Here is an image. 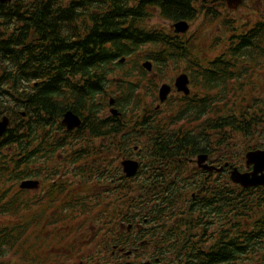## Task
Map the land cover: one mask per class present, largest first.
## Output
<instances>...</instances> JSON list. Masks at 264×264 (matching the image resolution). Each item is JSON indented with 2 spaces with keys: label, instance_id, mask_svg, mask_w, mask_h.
<instances>
[{
  "label": "trees",
  "instance_id": "trees-1",
  "mask_svg": "<svg viewBox=\"0 0 264 264\" xmlns=\"http://www.w3.org/2000/svg\"><path fill=\"white\" fill-rule=\"evenodd\" d=\"M206 2L0 1V119H10L0 137V264H73L90 245L102 251L120 243L119 223L138 200L119 192L125 211L122 203L110 206L107 192L98 188L107 180V160L96 159L97 166L85 163L91 155L110 152L105 137L122 130L110 127L112 121L126 124L128 140L138 138L142 129L151 138L173 140L150 144L164 145L168 154L180 157L203 151L206 139L217 140L209 146L225 142L227 161L232 154L242 158L264 147V16L240 24L222 13L223 2L212 1L209 7ZM155 15L172 23L203 16L204 23L198 36L189 38L151 25ZM252 21L251 28L242 27ZM216 24L224 32L212 36L209 47L205 38L207 48L200 47L199 39L214 33L207 30ZM145 60L152 61L160 78L172 71L192 78L190 95L168 99L166 114L147 104L149 97L158 100V85L143 67ZM112 95L123 109L116 120L102 110ZM69 109L83 120L74 135L61 124ZM89 136L104 139L84 143ZM124 137L116 134L114 140L122 155L133 148ZM61 168L64 185L49 182L53 186L45 195V178L52 175L45 177V170ZM27 178L39 179L40 189H21ZM79 181L83 189L75 188ZM93 181H98L96 190L86 188ZM250 190L227 175L224 224L202 222L203 199L178 222L176 242L168 246L177 251L179 263L264 264V190ZM173 199L168 213L180 212L178 194ZM96 222L100 226L86 238V226ZM208 228L215 235L209 236ZM67 250L72 253H63ZM96 257L82 260L96 264Z\"/></svg>",
  "mask_w": 264,
  "mask_h": 264
},
{
  "label": "flooded vegetation",
  "instance_id": "flooded-vegetation-1",
  "mask_svg": "<svg viewBox=\"0 0 264 264\" xmlns=\"http://www.w3.org/2000/svg\"><path fill=\"white\" fill-rule=\"evenodd\" d=\"M221 1L225 4L222 9V13L225 15H231L230 13H236L237 11L243 12L241 15L247 18L243 23H249L250 20H254L259 16H264V0H242L236 7H229L226 0H216ZM211 1L206 2V7H209L212 3ZM243 7L251 8L250 11L244 9ZM236 19V17H234ZM198 20V19H197ZM197 20L191 22V26ZM242 26L243 28H251V25ZM241 28V25L238 26ZM257 37V34H256ZM240 43L237 39L236 46ZM223 52H225V46H223ZM264 62V59H261ZM157 74L156 77H158ZM264 79V75L261 76ZM190 78V88L192 89V78ZM175 81V79H174ZM173 82H168L174 84ZM162 82L161 84H163ZM160 84V85H161ZM159 85V87H160ZM159 89V88H158ZM190 95V94H189ZM185 94L183 92H177L173 88V92L169 95L168 99L172 97L183 98ZM115 97V96H114ZM113 103L108 102L107 106H104V113H108L105 116L107 118L113 117L115 120L122 116L123 109L116 103L114 98ZM160 102L159 98L155 101V110L166 114L169 109L166 107V102ZM111 101V100H110ZM153 100H148L147 104L152 105ZM117 108V115L111 112V107ZM165 111V112H164ZM81 117V116H80ZM82 119V117H81ZM62 124V123H61ZM63 125V124H62ZM91 125V124H90ZM64 126V125H63ZM110 127H120L121 131L114 134H109L105 137V141L109 144V151L102 155H91L89 159L85 160L86 164L99 165L96 159L102 158L106 159L107 162L104 164L106 166L107 180L102 182L98 188L100 191L107 192V203L110 206L122 203L123 212L125 211L126 202L122 201L117 194L120 192L125 198L138 200V210L137 207L132 208L130 214L125 213L122 221L119 223V230H117V240L120 243L111 244V249L97 250L90 249L91 251H84L89 255L103 253L101 255L102 264H119L122 262H152L154 264H162V257H169L172 259V264H178L177 251L169 243H175L176 237L178 235V222L181 223L183 218H188L187 214L193 212L197 203L203 199L205 208L204 219L202 222L207 225H220L224 224L225 220V191H226V176L229 175L230 180L235 183L231 174L233 168H238L242 172H250L253 169V165L248 167L246 165V155L242 158L245 160L244 166L237 165L233 154L229 156V161L226 159V145L223 140L218 141L217 146H209L207 144L210 142H216V139L204 140L205 150L211 151H198L193 154V156H179L177 153L168 154L164 145H159L158 147H152L150 142L163 143L173 140L168 139H154L147 135L146 130H140L138 132V138L133 140H128L129 128L124 122L112 121L109 123ZM65 127V126H64ZM114 127V128H115ZM66 128V127H65ZM74 130L71 133L74 135ZM83 132V131H80ZM84 132L88 135L90 131L85 129ZM125 135L123 141L125 143L130 142L133 145L132 150L129 153L122 155L121 150L117 152L114 145L115 135ZM104 138H90L85 137L84 143L97 144L99 140ZM198 142L200 140H197ZM144 146L142 147V144ZM175 146V145H174ZM172 145V147H174ZM263 149V148H261ZM204 155L205 159L199 160V156ZM135 159L139 163L138 171L133 176H128L123 167L124 159ZM230 164H227V163ZM49 164V163H48ZM52 165V164H51ZM45 166H48L45 163ZM59 174L57 178H50L52 175ZM45 195L51 188V184H58V186H63L65 183L64 169L61 168L58 171L45 170ZM72 180V176H69ZM51 183L48 185V183ZM98 182V181H97ZM95 181L91 182L86 188L90 190H96ZM238 184V183H235ZM241 186V185H240ZM243 187V186H241ZM75 188L83 189L82 181H79L75 185ZM239 188V187H238ZM245 188V187H244ZM250 192L253 194L255 191L264 190V185H257L250 187ZM53 190L55 188L53 187ZM178 194L180 198L181 209L178 212L177 209L173 213H168L171 209L173 195ZM171 196V198H169ZM61 202H64V196L61 197ZM176 202L177 199H176ZM217 210V214H216ZM183 211H186L184 213ZM122 212V213H123ZM208 228V235L212 236L215 233ZM183 234V232H182ZM115 236V235H112ZM110 236V238H112ZM63 253L71 254L70 250L63 251ZM82 254V255H83ZM107 254V255H106ZM81 255V257H82ZM87 255V256H89ZM133 256V259H131ZM136 256L135 259L134 257ZM97 261V262H96ZM96 264H101L100 256L95 258ZM78 264H86V261L80 260ZM88 264V263H87Z\"/></svg>",
  "mask_w": 264,
  "mask_h": 264
},
{
  "label": "water",
  "instance_id": "water-1",
  "mask_svg": "<svg viewBox=\"0 0 264 264\" xmlns=\"http://www.w3.org/2000/svg\"><path fill=\"white\" fill-rule=\"evenodd\" d=\"M2 2L11 1V0H0ZM229 7H236L242 0H226ZM174 30L177 33H185L190 28V23L187 20H180L173 24ZM125 59L122 58L120 61L123 62ZM143 66L151 71L153 68V64L150 60H147L143 63ZM190 78L187 73L179 74L175 79V87L177 91H182L185 94H189L191 92L190 86ZM172 91V86L168 83H164L159 88V99L161 102H164ZM110 103H113V99H111ZM112 113L117 114V109L112 108ZM62 124H64L67 129L73 130L75 128H79L82 124L81 117L75 113L73 110H67L63 114V118L61 120ZM10 124V119L7 116H3L0 119V137L3 136L8 129ZM205 159L204 155L199 156V160ZM124 171L128 176H133L138 171L139 163L133 159H125L122 162ZM246 164L248 167L253 165V169L250 172H241L238 168H234L231 174V178L234 182L241 184L245 187H252L257 185H264V149L251 150L246 154ZM40 185V181L37 179H25L21 182L20 187L22 189H36ZM119 264H154L152 262H122Z\"/></svg>",
  "mask_w": 264,
  "mask_h": 264
},
{
  "label": "rangeland",
  "instance_id": "rangeland-1",
  "mask_svg": "<svg viewBox=\"0 0 264 264\" xmlns=\"http://www.w3.org/2000/svg\"><path fill=\"white\" fill-rule=\"evenodd\" d=\"M244 9H246V10H248V11H250L251 10V8H247V7H243ZM243 12H241V11H237L236 13H230L231 14V16L232 17H236L237 18V20H238V22L240 23V24H242L245 20H247V18H244L241 14H242ZM198 19V20H197ZM196 20V22H194L193 24L194 25H192L191 26V30L187 33V36L190 38V37H192V38H194L195 36H198V31L202 28V23H204L203 21V16H200V17H198ZM151 25H153V26H164V27H166V28H171L172 27V23L171 22H169V21H167V20H165V19H162V18H160L159 16H157V15H155L154 17H153V19L149 22ZM212 29H214L213 31H214V33L212 32V33H210V36L209 35H204L203 37H201L200 39H199V46L200 47H206L207 48V45L206 44H208V47H209V45H210V43H212L211 42V37L212 36H215L216 34H218V33H221L222 31L224 32V28L222 27V25L220 26V25H214V26H212L211 28H209L208 30H207V32L209 31V30H212ZM205 38H206V44H205ZM211 55V54H210ZM126 66L128 67V68H131L132 66H133V60H130L129 59V62H128V65L126 64ZM151 73L148 75L150 78H152V82L153 83H155V84H157L158 86L162 83V82H173L174 81V79H175V77L179 74V73H181V71H172V72H169L168 73V76L166 77V78H160V76H158V77H156L157 76V74L159 73L157 70H154V68H152V70L150 71ZM153 76H155V77H153ZM156 96H158V91L156 92ZM153 99V98H152ZM147 100H151V97H149ZM155 101L156 100H153V104H155ZM106 114H108V113H104L103 114V116L104 115H106ZM235 163L237 164V165H240V166H244V164H245V160L243 159V158H236L235 159ZM98 226H100V223L99 222H96L95 223V225H93V224H91V225H89V226H86V230L88 231L87 232V236H86V238H89L88 237V235L89 234H92L93 235V233L95 232V230L97 229V227ZM89 249H86L85 251L87 252V251H91L90 249H93V248H91V245L88 247ZM84 253L83 255H82V257L84 258H86V261H87V255H89L88 253ZM102 252V251H101ZM96 256H100V262H101V264H102V259H101V255H103V253H100V255H97V254H95ZM107 255V254H106ZM82 257L81 258H78L77 260H76V262L74 263L73 262V264H78L79 262H80V260H82ZM135 259H138V258H136V256L134 257ZM131 259H133V256H132V258ZM85 260V259H84ZM97 262V261H96ZM95 262V263H96ZM72 263V262H71Z\"/></svg>",
  "mask_w": 264,
  "mask_h": 264
}]
</instances>
